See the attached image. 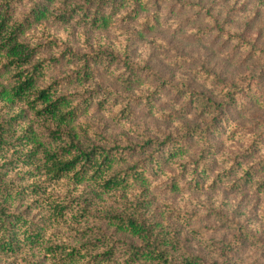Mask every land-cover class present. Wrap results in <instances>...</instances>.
Masks as SVG:
<instances>
[{
    "label": "rangeland",
    "instance_id": "1",
    "mask_svg": "<svg viewBox=\"0 0 264 264\" xmlns=\"http://www.w3.org/2000/svg\"><path fill=\"white\" fill-rule=\"evenodd\" d=\"M65 1L0 0V11L41 67L37 86L55 84L72 100L68 128L119 147L129 180L110 192L92 180L49 181L27 156L33 135L51 146L55 123L0 98V120L13 130L0 175L20 192L12 212L48 223L45 245L0 249V264H67L46 244L75 247L101 234L119 246L112 264H122L126 243L140 242L109 218L136 208L202 264H264V0H75L86 13L61 22L75 6ZM97 11L106 24L91 22ZM4 52L0 90L16 73ZM54 201L67 216L50 222Z\"/></svg>",
    "mask_w": 264,
    "mask_h": 264
},
{
    "label": "trees",
    "instance_id": "2",
    "mask_svg": "<svg viewBox=\"0 0 264 264\" xmlns=\"http://www.w3.org/2000/svg\"><path fill=\"white\" fill-rule=\"evenodd\" d=\"M72 3L75 6L71 11L66 8V11L58 16L61 22H68L77 9L86 13V8L76 4L75 0L65 1L64 6L71 7ZM45 11H47L46 8L40 10V13L45 14ZM108 16L102 11H97L91 22L94 21L97 24L102 21L106 24ZM2 51H5L4 55L8 59L7 65L15 68L16 73L14 83L9 88L0 90V98L12 104L23 102L38 117L46 118L56 126L55 129L49 130L51 138L49 147L38 142L33 135L34 146L29 149L27 157L34 169V165H37L36 170L43 173V176L51 182H58L64 177H70L76 182L95 181L97 188L102 192H110L127 185L129 179L126 172L119 171L117 168L126 157L119 152V147L97 146L88 139L80 137L75 129L68 128L76 111L69 96L57 93L55 84L44 88L37 86V71L41 67L36 64L31 66L32 52L19 41V27L10 23L7 9L0 11V52ZM75 56L77 57V54ZM11 127L10 120H0L2 153L8 144V134L13 132ZM57 141L59 143L55 145ZM38 144L41 146L40 149ZM134 176L141 179V172H135ZM19 193L0 175V249L6 253H15L24 245L35 248L47 243L44 234L48 225L47 221L36 224L28 220L27 216L12 212L10 199H14ZM52 206L50 222L55 215L67 216L68 206L60 201H54ZM109 219L110 224L115 225L119 230L129 232L140 242V245L126 243L127 248L124 254L128 255V258L122 264H202L199 256L187 252L181 241L165 228L160 230L157 225L150 223L138 208L134 215H112ZM85 232L88 233V231ZM118 247L115 243L109 244L105 234H101L75 247L65 245L54 247L46 244L44 249H47L54 257L64 256V262L67 264L80 262L86 255L88 259L85 264H112V258ZM120 247L124 249L123 246L120 245Z\"/></svg>",
    "mask_w": 264,
    "mask_h": 264
}]
</instances>
